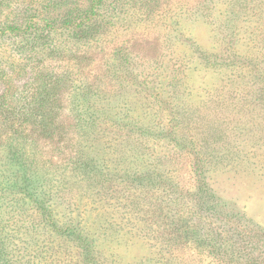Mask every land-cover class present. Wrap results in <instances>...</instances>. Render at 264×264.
<instances>
[{
  "label": "rangeland",
  "instance_id": "rangeland-1",
  "mask_svg": "<svg viewBox=\"0 0 264 264\" xmlns=\"http://www.w3.org/2000/svg\"><path fill=\"white\" fill-rule=\"evenodd\" d=\"M50 1L39 40L0 35L7 105H53L45 131L0 116L38 196L0 177V264H264V0Z\"/></svg>",
  "mask_w": 264,
  "mask_h": 264
},
{
  "label": "trees",
  "instance_id": "trees-1",
  "mask_svg": "<svg viewBox=\"0 0 264 264\" xmlns=\"http://www.w3.org/2000/svg\"><path fill=\"white\" fill-rule=\"evenodd\" d=\"M7 0H0V6L4 5ZM102 0H96V2L101 5ZM25 1L23 2V4ZM95 3V1H94ZM41 9H35V11L32 13L31 17H26L25 16V11L20 5L17 6V8L14 11V13L17 14V16H22V19L20 17L17 18H6L2 19L0 17V35H3L7 32L11 33H23L24 37H26L27 42L32 41V40H39L40 35H43L44 30H50L55 27V24L53 23L52 20L47 18L45 13H48V11L51 9L53 6L51 4L50 0H44V3L42 4ZM24 6V5H23ZM98 5H95L93 7H97ZM92 7V8H93ZM91 8V9H92ZM24 10V11H23ZM89 10L87 11V13ZM86 13V14H87ZM45 14V15H44ZM39 18V21H36L34 18ZM88 19H84V21L79 23V26L81 27V31H87V33L93 34L92 30L96 27L95 24L89 23V18L90 15L86 16ZM69 21H66L63 24L64 30L65 31H71L72 27ZM91 29V30H90ZM65 33V32H64ZM30 37V38H29ZM29 38V39H28ZM39 46V43L37 44ZM6 70L1 67L0 65V78L5 77ZM48 86V85H47ZM47 86L45 91H40L39 93L35 90V93L32 95V99L29 97L26 99L24 96H21V99L23 98V102L29 103L28 107H23L21 106V103H16V105H7V103L4 101V95L0 94V116L5 117L6 121L10 120L12 123L15 124L19 121L18 116H24L25 123L31 124L33 127L32 129L36 131H45L46 129H49V127H52L51 124V116H52V111H53V105H52V100L50 93L52 92H47ZM22 118V117H21ZM20 118V119H21ZM26 126V125H25ZM11 141H14L11 138ZM12 148L9 149V153H11L13 156L16 158L23 159V155L20 154L22 152V148L16 144V141L11 144ZM20 155V156H19ZM19 167H22L26 170L29 169V166H24L23 164L19 165ZM0 177L4 180L8 179L10 182L13 183L14 186L18 187L23 193L27 192V195L30 198H33V201H36L38 199V196L35 193V188L32 183V175L30 176L27 171L20 170L18 167L15 168L13 172H11L10 176L4 175V172L1 170L0 171ZM7 190H11V187L9 186ZM27 203V202H26ZM47 216V214H44V217ZM23 219H27L26 217ZM46 221H50L45 219ZM27 220H25L26 222ZM3 222V221H2ZM0 222V232L6 233L7 238L10 236V234L14 231L13 229H5V224ZM40 224V223H39ZM2 236L0 239L4 240ZM92 263V262H91Z\"/></svg>",
  "mask_w": 264,
  "mask_h": 264
}]
</instances>
